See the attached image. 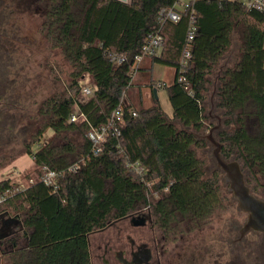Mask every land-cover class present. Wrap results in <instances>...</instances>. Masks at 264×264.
<instances>
[{"label":"trees","instance_id":"trees-1","mask_svg":"<svg viewBox=\"0 0 264 264\" xmlns=\"http://www.w3.org/2000/svg\"><path fill=\"white\" fill-rule=\"evenodd\" d=\"M175 2L44 1L39 33L70 67L69 81L28 116L33 127L22 151H0V172L20 155L33 162L31 172L17 170L0 179V192L38 176L43 166L64 173L55 192L37 183L0 204V217L12 220L11 233L13 225L18 228L12 247L21 237L27 243L26 255L12 254L13 264H24L25 257L27 264H90L89 235L147 206L161 227L184 224L210 231L214 215L223 210V188H228L205 151L207 142L197 137L211 128L207 104L214 88V110L221 118L215 136L222 156L239 161L254 195L264 182V12L238 0H196L179 11L177 22L161 27V54L145 57L146 70L159 65L172 73L162 80L152 72L143 84L147 93L139 88L138 101L124 103L123 94L133 86V57L157 30L158 11ZM191 12L196 31L183 67ZM112 53L126 54L128 63L114 66ZM86 77L92 80V94L80 99ZM180 77L185 81L179 82ZM162 82L164 86H157ZM160 90L166 92L170 116L160 106ZM7 104L5 96L0 101V132L7 123ZM120 104L119 136L108 137L102 152L93 156L85 133L104 125ZM74 108L86 122H70ZM47 130L53 139L41 144ZM36 144L39 149L33 152ZM78 161L77 172L68 171ZM133 163L144 167L143 180L131 169Z\"/></svg>","mask_w":264,"mask_h":264},{"label":"flooded vegetation","instance_id":"flooded-vegetation-1","mask_svg":"<svg viewBox=\"0 0 264 264\" xmlns=\"http://www.w3.org/2000/svg\"><path fill=\"white\" fill-rule=\"evenodd\" d=\"M41 7V0H0V101L3 89L9 90L6 84L12 82L8 77L12 74L10 70L14 69L9 48L16 37L11 33L10 25L16 26L17 17L32 8H35L36 15L40 14ZM12 31L16 33L17 30L12 28ZM124 220H128L133 228L146 227L147 239L138 236L134 239L128 232L122 239L119 230L113 238L101 239L97 247L99 254L94 256L90 244L92 233L88 237L90 264H264V233L250 231L241 236L239 229L244 223L241 226L232 224L224 232V237L211 228L205 237L206 231L193 225L161 227L147 206L95 232L102 234L110 228L114 230L116 222ZM11 222L9 218L0 217V264H13V253L20 251L26 255L28 251L23 237L20 245L16 242L12 247ZM98 259V263L95 262ZM24 264H27L26 257Z\"/></svg>","mask_w":264,"mask_h":264},{"label":"rangeland","instance_id":"rangeland-1","mask_svg":"<svg viewBox=\"0 0 264 264\" xmlns=\"http://www.w3.org/2000/svg\"><path fill=\"white\" fill-rule=\"evenodd\" d=\"M41 3V6H44ZM14 9L13 7H11ZM42 8V7H41ZM19 16V15H18ZM20 17V18H19ZM19 17H17L16 26H13L12 23L11 33L16 37L13 42V46H10V55L14 58L13 65L10 72L15 75H10L8 77L9 81L6 86L9 89L8 91L3 89L2 95L3 97H7V111L6 115V124L4 126L5 130H1L0 132V151L8 154L19 153L22 151V141L28 137L30 133V129L33 127L32 121L29 120L28 116L36 111L38 108V104L44 100L52 96L54 93H60L64 90L65 86L68 83V74L70 72V67L66 64V61H61L60 57L56 55V51L50 48V45L47 41L41 37L39 33V27L41 24V17L36 15L35 8L28 10L26 13H22ZM12 28H15L16 33L12 31ZM14 30V29H13ZM16 44V46H15ZM148 65L147 59L145 58L142 62V65ZM52 69V71H51ZM164 70L166 73H172V69L164 68L159 65H154L153 67V75L158 79L165 80L167 74H160V71ZM140 71V70H139ZM140 75V81L137 79L138 76L133 77V88L130 89L125 96L128 101H138L139 88L143 90L146 94V87H140L142 83H145L150 77L149 71L146 74ZM11 78V79H10ZM14 80V81H13ZM84 85L92 86V80L89 77L84 78ZM139 84V85H135ZM12 86V88H11ZM1 92V91H0ZM207 104V111L209 110V98ZM157 97L159 99L160 106L162 110L168 114L171 111V107L164 90H160L157 93ZM80 99H85L84 96H79ZM16 103L17 107H13V104ZM13 109L10 111L9 109ZM30 112L28 113V111ZM13 113V116L10 117V113ZM215 114L219 112L213 110ZM28 113V115H27ZM6 114V113H4ZM10 117V118H9ZM12 118L15 120L13 121ZM34 120V119H33ZM15 122L14 127L11 122ZM216 124V121L211 119V127ZM7 130V131H6ZM254 132L250 129V133ZM208 131L205 133L207 134ZM215 135V132H214ZM70 136V135H69ZM68 136V137H69ZM216 137V136H215ZM53 139V133L50 130H47L44 135V140L41 141V144L44 142H49ZM218 140V139H217ZM39 149V145L36 144L32 147L33 152ZM209 158L211 156L212 147L207 143V147L205 149ZM198 155L202 156V152H199ZM212 166L214 167V159L212 161ZM32 159L28 155H20L16 160L10 163L4 170L0 172V179L8 176H13L15 171L24 172L25 168L29 166L31 170L28 168L27 171L30 172L33 170ZM227 190V191H226ZM225 192V193H224ZM228 188H223L222 195L225 197L223 202V210L218 211L213 220L211 221V227L214 231L218 232L221 237H224V232L232 226V224L242 225L246 219V216L238 211L236 203L233 201ZM255 195L258 198L264 200V182L260 183L259 186L255 188ZM152 203L153 200L151 199ZM11 216H13V212H10ZM118 222V223H117ZM114 230L110 228L108 231L104 233L95 232L90 236V244L92 248V254L96 256L99 252L97 247L102 238H113L116 231L121 230V237L123 239L126 234L131 233L134 239L146 238L147 236V228H133L128 220L117 221ZM113 223V222H112ZM111 223V224H112ZM11 230L14 231L12 234L18 231L17 226L13 225ZM128 232V233H127ZM207 233L205 237H207ZM125 238V237H124ZM147 239V238H146ZM145 239V240H146ZM23 240L18 239L17 243L20 245ZM124 240H121L123 242ZM113 245H116L114 241ZM101 251V250H100ZM98 257V256H97ZM98 260L95 262L98 263Z\"/></svg>","mask_w":264,"mask_h":264},{"label":"built area","instance_id":"built-area-1","mask_svg":"<svg viewBox=\"0 0 264 264\" xmlns=\"http://www.w3.org/2000/svg\"><path fill=\"white\" fill-rule=\"evenodd\" d=\"M196 0H176L173 7L166 9L162 8L157 13V25L158 28L155 31H152L146 38L145 43L141 48V54L135 55L133 57V66L131 70L132 79L138 72V68L143 62V58L150 56H159L162 51V36L160 34L161 27L166 22H177L180 19L179 11L186 10L191 4ZM242 2L247 8H254L261 12H264V0H238ZM196 31L195 26V17L191 12L189 16V22L186 32V43L182 50L181 55V65L184 67L187 64L188 59L191 57V45L190 42L193 39V36ZM110 61L114 66H120L126 64L129 61V57L126 54H110ZM179 82H184L183 77L178 78ZM157 86H164V83H158ZM92 94V87L90 85H83L81 89V95L88 97ZM123 100L125 94H123ZM75 109V108H74ZM122 104H120L111 114L108 121L99 127H91L85 133V138L91 143L90 152L93 156H97L102 152L103 145L108 137H117L120 134L119 121L121 116ZM135 116V112L132 113ZM70 122L74 123H84L86 122V117L83 113L78 110H74L70 116ZM81 161V160H80ZM77 163L71 165L68 168V171L71 173H76L78 169ZM131 169L139 176L142 177L145 173L144 167L138 163L130 164ZM63 171L52 170L46 166L40 168V174L36 177H31L24 180H19L15 182L10 188L5 189L0 192V204L5 202L7 199L11 198L14 195L20 194L26 191L29 187L39 183L50 188L52 192H55L58 189L59 180L63 176ZM166 190V189H165ZM154 196L157 197L158 194L154 193Z\"/></svg>","mask_w":264,"mask_h":264},{"label":"water","instance_id":"water-1","mask_svg":"<svg viewBox=\"0 0 264 264\" xmlns=\"http://www.w3.org/2000/svg\"><path fill=\"white\" fill-rule=\"evenodd\" d=\"M126 2V0H120ZM214 93L212 90L209 98L208 115L216 121L207 134L197 135L205 140L211 147V156L214 159V169L223 173V182L228 186L232 199L237 204V209L246 215V219L239 232L244 235L247 232L264 233V200L255 196L245 182V176L241 165L237 160H227L221 154V143L217 140L214 132L221 128V118L213 112ZM156 96V91L154 90Z\"/></svg>","mask_w":264,"mask_h":264},{"label":"crops","instance_id":"crops-1","mask_svg":"<svg viewBox=\"0 0 264 264\" xmlns=\"http://www.w3.org/2000/svg\"><path fill=\"white\" fill-rule=\"evenodd\" d=\"M126 1H128V0H126ZM147 68H148V65H146V64H145V65H141V69H142V70H140L139 72H137V74L135 75V76H138L137 79H138L139 81L141 80V79H140V78H141L140 75H141L142 78H143V77H144L143 75L146 74L147 71H149V70H146ZM152 72H153V69H152V71H149V74L151 75ZM163 73L167 74L164 70L160 71V74H163ZM143 84H144V83L140 84L141 87H142V86L144 87ZM135 85H139V84H135ZM133 87H134V86H133ZM133 87H132L131 89H134ZM124 103L127 104V99H126V98L124 99ZM168 115H169V116L171 115V111H170V113H168ZM32 165H33V162H32ZM32 165H31V166H32ZM31 166H30V167H31ZM28 168H29V166H28L27 168H25V170L28 169Z\"/></svg>","mask_w":264,"mask_h":264}]
</instances>
